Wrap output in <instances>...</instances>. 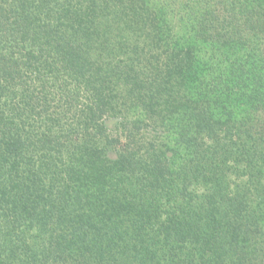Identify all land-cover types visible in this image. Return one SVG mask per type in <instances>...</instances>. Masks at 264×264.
Returning a JSON list of instances; mask_svg holds the SVG:
<instances>
[{
  "label": "trees",
  "instance_id": "1",
  "mask_svg": "<svg viewBox=\"0 0 264 264\" xmlns=\"http://www.w3.org/2000/svg\"><path fill=\"white\" fill-rule=\"evenodd\" d=\"M0 264H264V0H0Z\"/></svg>",
  "mask_w": 264,
  "mask_h": 264
}]
</instances>
